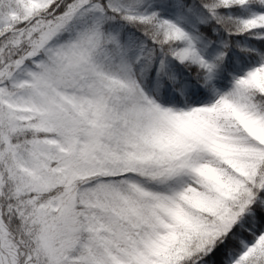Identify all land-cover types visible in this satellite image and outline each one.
I'll use <instances>...</instances> for the list:
<instances>
[{"label":"snow or ice","instance_id":"obj_1","mask_svg":"<svg viewBox=\"0 0 264 264\" xmlns=\"http://www.w3.org/2000/svg\"><path fill=\"white\" fill-rule=\"evenodd\" d=\"M0 264H264V0H0Z\"/></svg>","mask_w":264,"mask_h":264}]
</instances>
